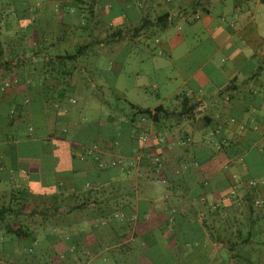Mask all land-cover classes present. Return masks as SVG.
Instances as JSON below:
<instances>
[{
  "label": "crops",
  "instance_id": "obj_1",
  "mask_svg": "<svg viewBox=\"0 0 264 264\" xmlns=\"http://www.w3.org/2000/svg\"><path fill=\"white\" fill-rule=\"evenodd\" d=\"M166 16L169 24L162 29L159 22ZM143 23L147 27L132 38ZM172 24L178 26L177 34L167 31ZM115 30L122 35L112 39ZM152 35L160 50L155 59L177 68L175 94L186 90L199 106L190 119L177 121L171 114L159 122L145 120L142 130L149 139L144 163L136 170L128 163L141 148L140 131L131 129L118 111L106 109V117L88 119L86 101L92 88L106 87L98 78L101 71L114 77L111 87L116 93L109 96L115 104L127 110L124 100L150 107L130 101L117 87L121 72L88 68L78 60L95 44L98 55L116 57ZM84 41L91 47L77 61L63 65L59 56L72 55V47L78 51ZM145 52L154 54L150 48ZM221 55L225 58L218 62ZM0 58L11 62L0 68L1 190L29 187L35 193L69 195L94 175L115 172L112 203L129 205L136 211L133 217H140V208L147 211L143 222L134 221L128 242H136L133 233L155 235L158 244L162 235L176 237L182 229L194 233L189 220L206 219V203L220 205L221 212L209 221L211 230H201L200 246L209 244L216 252V243L225 244L211 232L223 230L226 214L238 216L228 196L231 187L242 196L250 179L264 181V0H0ZM183 138L191 140L178 145ZM119 157L125 161L123 170L111 167ZM158 179L165 184L159 185ZM258 192L264 201V185ZM90 224L84 221L75 228L85 236L78 241L79 253L67 240L68 229L58 233L53 247L61 264H99L101 254H91L99 245L88 236ZM236 229L229 228V233ZM100 235L99 241L107 240L104 231ZM195 251L185 252L173 264H197ZM246 259L240 264L248 263ZM138 262L144 264L143 259Z\"/></svg>",
  "mask_w": 264,
  "mask_h": 264
},
{
  "label": "trees",
  "instance_id": "obj_2",
  "mask_svg": "<svg viewBox=\"0 0 264 264\" xmlns=\"http://www.w3.org/2000/svg\"><path fill=\"white\" fill-rule=\"evenodd\" d=\"M159 23L162 29L166 28L169 24L168 17L161 18ZM146 27L147 24L143 23L141 26L135 28L132 31L131 37L134 38L139 35L140 31ZM120 35H122V31L115 30L110 36L113 39L118 38ZM90 47L89 43L84 44L80 46V50L72 55L59 56L61 63L63 61L62 64L67 66V61H77L78 57ZM9 65H11L10 61L0 58V68L6 69ZM66 73L68 72L62 75H66ZM14 75L12 76L16 77ZM110 90L111 93H116L114 87H111ZM100 99H103L108 104L111 111H118L121 115H125L131 124V129L134 127L137 131L142 130V125L145 123L143 118L148 121L159 122L174 114L177 121H180L182 118L190 119L197 115V108L199 106L198 103L194 102L186 94L182 98V108L177 112L175 110L170 112L163 105H158L154 109H151L140 107L124 100L126 105L128 104L127 110L119 106L120 104L118 103L115 104L109 99L106 100L104 95L103 98L100 96ZM187 139L183 138L182 140ZM136 140L138 138L135 139V142H137ZM143 163L142 160L140 165H143ZM111 167L113 168V165ZM114 175H116L115 172L110 171L107 177L101 174L94 175L93 178L87 179V182H84L85 185L83 187L78 186L75 192L69 195H66L64 192L57 195L35 193V189L29 187L0 189V264H56L57 260V264H61L63 259H61L60 253L53 247L54 239L59 236L58 233L61 234L65 228L68 229L69 237L67 240L69 244L75 245L76 250H73V252L79 253L78 241L80 239L84 240L85 236L80 231L76 233L78 230L75 228H79L80 223L84 221L91 223V232L88 236L91 237V240H96V243L99 245L97 248L92 249L91 252L92 255L98 256V254H101L97 259L99 264H125V262L126 264H135V262L138 264V261L142 258H144V264H173L179 258L180 253L173 248L169 249L170 253L166 252L156 241L155 235L153 236L154 238L149 234L141 237L139 234L133 233L136 242H126L131 235L134 221L143 222L147 211H143L140 208V217H133L136 211L133 208H127L129 205L118 206L112 203L116 198L114 188L110 185L112 182L111 177H115ZM87 183H89V186L86 187ZM94 184H98V186H94ZM99 184H103L102 187ZM246 185L242 196L237 194L236 189L234 193L229 191L228 196L232 203L236 205L234 211L246 216L249 221L248 225L234 227L233 222L239 216L234 214L232 218L229 214H226L221 219V227L223 229L221 232L223 233L216 234L212 233L213 231L211 232V235L215 236L217 242L229 244L231 252L242 248L241 246L245 247V244L247 245L250 242H254L256 245L264 243L255 240L256 229L254 224L260 219H264V211L261 209L263 204L259 205L257 203L260 200L258 199L259 187ZM107 193L108 197H106ZM204 205L207 207L208 217L202 222H199L196 218L189 220L192 223L191 227L194 228V233L191 234L197 235L199 240L204 237L201 230L203 228L211 230L212 225H210L209 221L214 216L220 215L221 212L220 205L206 203ZM174 211L172 212L173 216L178 213L176 210ZM80 215L81 218L79 217ZM250 226H252L253 230H249L247 236L243 237L244 228L248 227L250 229ZM229 228L231 230L232 228L237 229L229 233ZM45 230L46 233H44ZM103 231L105 233L104 237L110 238L101 242L99 241L101 238L100 233H103ZM53 232L57 233L54 234ZM182 232L185 233L184 229H182ZM236 237H239L238 239L240 240L232 241ZM26 240L29 243L23 247L22 243ZM91 242H85L84 245H90ZM180 246L178 250L181 249ZM165 253L169 255L167 256ZM225 257V260L238 257L242 259V255L238 253ZM54 258L58 259L53 260ZM122 260L124 261L121 262ZM246 260L250 262L249 264L254 261V259L250 258Z\"/></svg>",
  "mask_w": 264,
  "mask_h": 264
},
{
  "label": "rangeland",
  "instance_id": "obj_3",
  "mask_svg": "<svg viewBox=\"0 0 264 264\" xmlns=\"http://www.w3.org/2000/svg\"><path fill=\"white\" fill-rule=\"evenodd\" d=\"M194 15V14H193ZM200 15V14H199ZM177 25H170L168 27L167 31L173 32L174 34H177ZM185 33V30L182 31V34ZM162 36V34H161ZM155 35H152L148 38H144L140 40L137 45L132 44V47L130 49H125L123 52H121L120 55L116 57H109L108 55H98L96 47L99 45L93 44V49H90L87 51V54L85 56H82L80 60H78L79 64H85L88 63L90 67H96L97 65L101 67L102 69L109 70L113 69L114 72H121V78L117 84V87L123 91L128 99L134 103L143 105L142 103H147L145 107L154 108L160 104H163L168 109H181L182 108V98L185 95V91H181L179 95L175 94L176 89H178L179 86V76L177 74L176 69L170 64H159V59H155V55L159 57V46H155ZM191 40L193 37L190 38ZM188 40L185 45H189L190 41ZM87 42H81L78 44V47L80 45H84ZM150 48L154 51L153 55H148L145 50ZM209 49V47L207 48ZM72 51L76 52V48L72 47ZM181 49L177 50V53H180ZM163 57L166 58V55H163ZM222 58H225L224 55H221L218 59V62ZM179 67V66H178ZM94 71V70H93ZM98 78H102L106 81V87H104L102 90L98 91L95 89L90 90V96L88 100L86 101L87 106L85 107L84 115L88 119H101L106 117V109L111 111L109 106H106L104 103H102L101 99L96 96L95 94H104L106 97H109L110 101L114 102L113 99L109 95H111V85L112 81H114V77L109 73L105 74L101 71L99 72ZM96 79L97 76L92 75ZM156 84L158 88H153V85ZM175 95V96H174ZM179 96V97H177ZM82 101V100H81ZM80 101V102H81ZM84 102V101H83ZM82 102V103H83ZM81 104V103H80ZM85 104V103H83ZM124 106H127L126 103H123ZM175 120V119H174ZM172 120V121H174ZM141 136L145 134L144 130L140 131ZM180 145V144H178ZM181 146V145H180ZM135 171V169H134ZM160 185V183H158ZM165 183H161L163 185ZM262 210L264 211V204L262 205ZM238 219L234 222V227L240 226H246L248 225L249 221L243 214L238 213ZM240 222V223H239ZM253 226V225H252ZM252 226H250V229L244 228V234L243 237H246L249 230H253ZM256 229V235L255 240L259 242H264V219H260L255 224ZM248 228V227H247ZM246 230L248 232H246ZM223 233V232H221ZM173 235V234H172ZM170 235L169 237H165L162 235L159 244L162 246V248L166 252H171L169 249H172L175 244V250L180 253V256L183 255L185 252H190L194 248L196 249L195 254L198 258L196 261L197 264H227V262L230 261L231 264H240V260L238 258H231L226 259L225 256L229 257L232 254H240L242 255V259L250 258L254 259V261L251 262V264H264V262H261V258L259 257V254L261 257H263L264 260V243L261 245H253L252 243L250 246H247L245 244L244 246H241L242 248L237 249L235 252H231V246L229 244H222L219 245L216 243V249L217 251L214 252V250H211V245L207 244L205 246L201 245L202 240L198 239L197 235L191 234V232L185 233L181 232L180 230L177 233V236ZM132 236H130L131 238ZM110 237H107V240ZM128 238L126 242L130 241L131 239ZM239 237L233 238L232 241H239ZM169 242V243H168ZM29 242L28 240L24 241L22 243V246L24 247ZM44 245V244H42ZM179 245H181V249L178 250ZM244 247V248H243ZM213 248V247H212ZM262 249V250H261ZM261 250V251H260ZM198 253V254H197ZM167 256L168 253H165ZM185 255V254H184ZM222 257V258H221ZM58 259L54 258L53 260ZM144 259V258H142ZM210 261V263L206 261ZM132 260V257H131ZM171 260V259H170ZM58 261V260H57ZM55 262L56 264L58 262ZM122 260L121 262H123ZM247 261V260H245ZM243 263V264H249ZM126 264V262H125ZM242 264V263H241Z\"/></svg>",
  "mask_w": 264,
  "mask_h": 264
},
{
  "label": "built area",
  "instance_id": "obj_4",
  "mask_svg": "<svg viewBox=\"0 0 264 264\" xmlns=\"http://www.w3.org/2000/svg\"><path fill=\"white\" fill-rule=\"evenodd\" d=\"M165 3H169L171 2V0H161ZM197 18H200V15H197L196 16ZM6 86H8V83L5 84ZM143 121H145V119L143 118ZM149 139V135L147 133H145L143 136H141L140 140L142 142L141 144V148L139 149V151L133 155L132 157H130L129 159H131L128 163V165L132 168H135L136 170L139 169V165L140 163L142 162L143 160V149H144V144L148 141ZM191 139H187V140H180L179 141V144L180 145H185L187 144L188 142H190ZM97 147L95 146L91 151L93 150H96ZM90 151V152H91ZM111 165L119 168V169H125L126 165H125V161L123 159V157H119V158H116L114 159L112 162H111ZM238 179L236 177H234V183L237 185L238 183ZM157 183H164V180L162 179H158L157 180ZM249 186H257V187H260V186H263L264 185V181H259L257 179H250L247 183ZM231 193H234L235 192V186H232L231 187ZM257 203L259 205L263 204L264 202L263 201H257Z\"/></svg>",
  "mask_w": 264,
  "mask_h": 264
}]
</instances>
